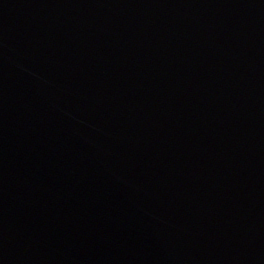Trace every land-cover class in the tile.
Returning <instances> with one entry per match:
<instances>
[{
	"label": "water",
	"instance_id": "95a60500",
	"mask_svg": "<svg viewBox=\"0 0 264 264\" xmlns=\"http://www.w3.org/2000/svg\"><path fill=\"white\" fill-rule=\"evenodd\" d=\"M0 264H264V102L221 0H0Z\"/></svg>",
	"mask_w": 264,
	"mask_h": 264
}]
</instances>
